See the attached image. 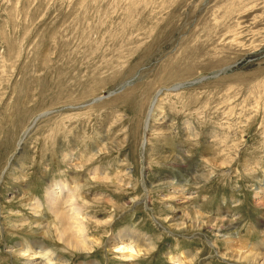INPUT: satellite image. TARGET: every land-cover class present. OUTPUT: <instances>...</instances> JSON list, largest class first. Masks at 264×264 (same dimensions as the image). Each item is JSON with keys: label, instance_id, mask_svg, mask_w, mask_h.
Returning a JSON list of instances; mask_svg holds the SVG:
<instances>
[{"label": "rangeland", "instance_id": "1", "mask_svg": "<svg viewBox=\"0 0 264 264\" xmlns=\"http://www.w3.org/2000/svg\"><path fill=\"white\" fill-rule=\"evenodd\" d=\"M59 182L89 254L14 227ZM224 238L264 252V0H0V264H253Z\"/></svg>", "mask_w": 264, "mask_h": 264}, {"label": "bare ground", "instance_id": "2", "mask_svg": "<svg viewBox=\"0 0 264 264\" xmlns=\"http://www.w3.org/2000/svg\"><path fill=\"white\" fill-rule=\"evenodd\" d=\"M158 97L159 96H157L152 102V108L145 120L144 136L147 135L150 119L155 113V108H158V106H156V101ZM93 102H95V100H93ZM67 184L61 182H59L58 184H54L55 189L49 190L46 194V201L44 205L46 204L45 206L47 210L51 212V215L46 218L42 217L39 212H41L42 210L43 202L41 203L39 200H36L35 203L31 205V207L32 214H36L37 216L29 220L28 218L27 220H24L25 218L18 219L14 227L20 230L26 226L25 228L30 230L29 233H33L36 230L37 233L40 234L43 238L45 236L47 237L49 235H53L55 232L58 242H62L65 247L67 246L69 248H72L79 254H89L91 253L90 251L92 249L93 244H96V240L94 242H91V238L87 233V222L83 213V203L85 202V200H82L83 203H80V201L78 203V200L76 198L78 195L77 193L80 190V186H78L80 183H75L72 188H70ZM52 185L50 186V188H52ZM66 204L67 207L65 206ZM63 206H65V208ZM95 223H98V220H95ZM140 237L141 236H139L135 232H125V234L123 232L122 235L117 234L116 236H112L111 241L114 242L112 250L120 252L121 248L124 249L123 245L127 243L126 245L129 246L125 245L126 247L124 251L127 249L128 253H126L125 256L127 255L126 257H128L129 259H135L137 258L136 256H140L142 253L146 254L150 252L153 247L149 244L147 245V243L142 241ZM224 239L227 240L226 242L228 243V248L231 246L230 254L236 255V258L241 259L243 261H246L247 259L246 262L251 261L253 264H264V252L260 253L253 252V250H246L245 252L240 253L235 250V245H237L236 243H238L237 241H235L234 239L230 241L227 238ZM263 245L264 242L260 243L259 248ZM15 247L17 249L16 252L19 253V255L22 256L25 260V264H34L32 256L36 255L41 260L40 263L36 262L35 264H49L53 260L54 264H65L67 261H65L58 255H54L52 249L50 250L46 244L42 242L39 243V241L21 243L17 244ZM263 247L261 249H263ZM168 258L170 261H178L179 264H187V262H193L189 259L186 261L187 257L183 253H180L178 255H170V257ZM81 264L95 263L89 261L82 262Z\"/></svg>", "mask_w": 264, "mask_h": 264}, {"label": "water", "instance_id": "3", "mask_svg": "<svg viewBox=\"0 0 264 264\" xmlns=\"http://www.w3.org/2000/svg\"><path fill=\"white\" fill-rule=\"evenodd\" d=\"M225 71H226V68H225L224 70H220V71H218V72H216V73L211 74L210 77H206V78H204V79L201 78V80H204V81H205V80L211 79L212 77H218V76L224 74ZM40 116H41V115H40Z\"/></svg>", "mask_w": 264, "mask_h": 264}]
</instances>
